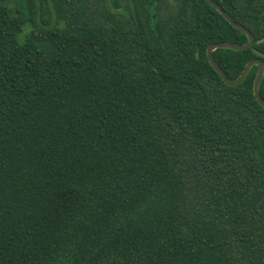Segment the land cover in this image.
<instances>
[{"label": "trees", "instance_id": "obj_1", "mask_svg": "<svg viewBox=\"0 0 264 264\" xmlns=\"http://www.w3.org/2000/svg\"><path fill=\"white\" fill-rule=\"evenodd\" d=\"M214 1L234 80L264 0ZM218 41L206 0H0V264H264L258 66Z\"/></svg>", "mask_w": 264, "mask_h": 264}, {"label": "water", "instance_id": "obj_2", "mask_svg": "<svg viewBox=\"0 0 264 264\" xmlns=\"http://www.w3.org/2000/svg\"><path fill=\"white\" fill-rule=\"evenodd\" d=\"M210 5H212L213 7H215V9H217L222 15L223 17L234 27H236L237 29L243 31L247 37H248V42L244 43V44H235L232 43L230 41H218V42H212L208 45L207 49H206V54L208 57L209 62L212 64V66L215 68V70L219 73V75L221 76L222 80L227 84V85H238L239 83L242 82V80L244 79V77L246 76L248 70L250 69V67L252 65H257L258 69L255 75V79L253 82V94L256 98V100L263 106L264 108V99L261 97L260 93H259V82L260 79L262 78V76H264V64L262 62L261 59L259 58H252L250 59L243 67L241 73L234 79V80H230L223 72L222 68L219 66V64L214 60L213 56H212V51L216 48H232L235 50H243V49H247L248 47H250L253 42H254V36L253 34L246 29V27H244L242 24L236 22L235 20H233L230 15L214 0H206Z\"/></svg>", "mask_w": 264, "mask_h": 264}]
</instances>
